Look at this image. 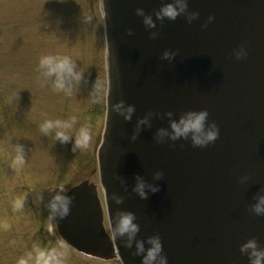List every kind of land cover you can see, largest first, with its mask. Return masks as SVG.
<instances>
[{"label": "water", "instance_id": "1", "mask_svg": "<svg viewBox=\"0 0 264 264\" xmlns=\"http://www.w3.org/2000/svg\"><path fill=\"white\" fill-rule=\"evenodd\" d=\"M163 2L100 0L107 71L100 187L83 180L68 189L71 211L54 220L56 228L78 252L141 264L135 246L109 228L121 209H130L141 225L138 238L159 234L168 264H249L240 245L255 236L264 246V216L251 211L264 192V0H189L188 12H199L191 21L188 13L156 18ZM138 7L153 15L155 28L144 24ZM166 49L175 56L164 58ZM121 99L136 105L131 120L112 108ZM189 109L208 110L220 129L216 140L158 142L157 129ZM149 112L151 126L132 139ZM137 175L159 189L141 198Z\"/></svg>", "mask_w": 264, "mask_h": 264}, {"label": "rangeland", "instance_id": "2", "mask_svg": "<svg viewBox=\"0 0 264 264\" xmlns=\"http://www.w3.org/2000/svg\"><path fill=\"white\" fill-rule=\"evenodd\" d=\"M105 53L100 0H0V264H122L76 251L49 220L48 204L59 186L67 191L90 180L100 187ZM47 54L70 56L82 72L71 95L41 74L39 60ZM73 116V139L66 143L55 139V130H41L47 119ZM82 126L91 140L74 151ZM20 146L23 161L17 163Z\"/></svg>", "mask_w": 264, "mask_h": 264}, {"label": "clouds", "instance_id": "3", "mask_svg": "<svg viewBox=\"0 0 264 264\" xmlns=\"http://www.w3.org/2000/svg\"><path fill=\"white\" fill-rule=\"evenodd\" d=\"M189 0H165L156 10L155 16L163 21L166 18L175 20L181 13H188V19L191 21L199 15L198 11L188 12ZM138 15L143 17L144 24L149 28H155L156 19L151 13L146 14L143 7L136 9ZM132 29H129L131 33ZM156 35V33H152ZM238 58L242 53H238ZM175 56V52L166 49L163 57L170 59ZM39 70L46 80H51L57 91L71 95L74 87L82 79V72L78 69L76 62L67 55L47 54L40 57ZM112 108L123 116L126 120H131L136 111V105L128 103L121 99L112 105ZM167 115L173 117L174 113L168 111ZM152 113L141 117L136 125V130L132 134V139H136L144 125L151 126ZM76 117L70 120H52L47 119L41 124V130L45 134H51L55 130V139L61 142H68L73 139V135L69 131L72 128ZM220 134L219 126L213 121L209 122V112L207 109H189L184 111L179 118L170 120L169 128L161 127L156 131V139L158 142L163 141L165 137L172 140L181 138L188 139L194 145L205 146L216 140ZM91 140V133L88 126H82L78 134L74 136L73 150L87 148ZM17 163H22L23 154L22 146L17 149ZM163 171L155 172V177L159 179L163 176ZM61 191L55 193L50 200L48 207L50 209L49 220L62 219L71 211L73 198L66 194L64 186H59ZM149 189L155 192L159 189V185L149 183L143 176L137 175L134 191L141 197L146 198L149 195ZM113 199L117 203L124 201L123 196L114 194ZM17 207L23 206V200L16 201ZM251 211L258 215L264 216V192L256 195L255 203L251 206ZM113 238H123L126 246L132 248L135 246V254L141 256V264H168V257L163 250V241L159 234L149 235L146 239L138 238L141 225L137 220V215L130 209H121L117 218L113 223L109 224ZM242 253L249 258V264H264V246L255 236L248 238L240 245ZM20 264H26L24 260Z\"/></svg>", "mask_w": 264, "mask_h": 264}]
</instances>
